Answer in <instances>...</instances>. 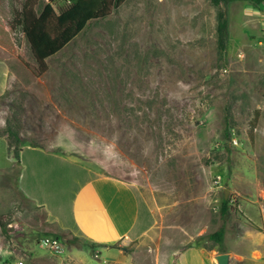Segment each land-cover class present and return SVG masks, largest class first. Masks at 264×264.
Segmentation results:
<instances>
[{
	"label": "rangeland",
	"instance_id": "rangeland-1",
	"mask_svg": "<svg viewBox=\"0 0 264 264\" xmlns=\"http://www.w3.org/2000/svg\"><path fill=\"white\" fill-rule=\"evenodd\" d=\"M71 1L0 0V60L10 66L0 97V264H173L193 245L220 252L208 236L221 228L224 251L263 248L254 225L264 211V11L243 2L125 0L37 75L17 19L25 4L59 14ZM218 11L228 20L222 54ZM23 145L132 185L154 226L103 251L69 245L71 236L20 191L15 151ZM44 237L58 248L42 247Z\"/></svg>",
	"mask_w": 264,
	"mask_h": 264
},
{
	"label": "crops",
	"instance_id": "crops-1",
	"mask_svg": "<svg viewBox=\"0 0 264 264\" xmlns=\"http://www.w3.org/2000/svg\"><path fill=\"white\" fill-rule=\"evenodd\" d=\"M9 76V63L0 60V97ZM19 158L22 195L44 210L51 226L71 238L103 251L134 242L154 226L153 213L132 185L38 147H23ZM260 208L261 225L254 227L264 241ZM223 253L230 254L229 264H264V246L258 245L249 254L226 250L213 255L193 245L180 251L173 264H216L213 256Z\"/></svg>",
	"mask_w": 264,
	"mask_h": 264
},
{
	"label": "trees",
	"instance_id": "trees-1",
	"mask_svg": "<svg viewBox=\"0 0 264 264\" xmlns=\"http://www.w3.org/2000/svg\"><path fill=\"white\" fill-rule=\"evenodd\" d=\"M124 2L125 0H72L69 6L59 14L49 4L45 5L39 14H35L32 8L25 4L15 26L18 25L22 29L31 55L37 64L36 74L45 73L47 70L46 61L68 45L88 22L108 17L112 9L118 8ZM209 2L215 7L221 4L243 2L264 11V0H209ZM216 22L217 47L219 53L222 54L226 49L228 31L225 12L218 11ZM10 29L13 31L15 27L12 25ZM223 136L228 137L226 120ZM25 146H20L18 151L14 150L18 166H20L19 155ZM229 204V200H222L220 207L222 217L227 215ZM223 237V228L208 236L210 241L218 244L220 252H225L222 249ZM78 242V238L72 237L68 244L75 245Z\"/></svg>",
	"mask_w": 264,
	"mask_h": 264
},
{
	"label": "water",
	"instance_id": "water-1",
	"mask_svg": "<svg viewBox=\"0 0 264 264\" xmlns=\"http://www.w3.org/2000/svg\"><path fill=\"white\" fill-rule=\"evenodd\" d=\"M228 191L226 190L224 193V199L227 198ZM213 260L216 264H229L230 262V254L223 253V254H217L213 256Z\"/></svg>",
	"mask_w": 264,
	"mask_h": 264
},
{
	"label": "built area",
	"instance_id": "built-area-1",
	"mask_svg": "<svg viewBox=\"0 0 264 264\" xmlns=\"http://www.w3.org/2000/svg\"><path fill=\"white\" fill-rule=\"evenodd\" d=\"M42 247H47L49 250H56L58 248V241L57 239L44 237L40 241Z\"/></svg>",
	"mask_w": 264,
	"mask_h": 264
}]
</instances>
